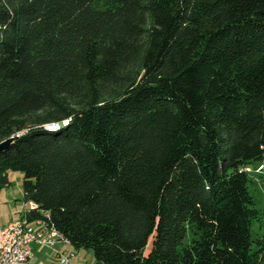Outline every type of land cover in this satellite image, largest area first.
Listing matches in <instances>:
<instances>
[{
  "label": "trees",
  "instance_id": "1",
  "mask_svg": "<svg viewBox=\"0 0 264 264\" xmlns=\"http://www.w3.org/2000/svg\"><path fill=\"white\" fill-rule=\"evenodd\" d=\"M10 136L0 188L97 263L264 264V0H0Z\"/></svg>",
  "mask_w": 264,
  "mask_h": 264
},
{
  "label": "rangeland",
  "instance_id": "2",
  "mask_svg": "<svg viewBox=\"0 0 264 264\" xmlns=\"http://www.w3.org/2000/svg\"><path fill=\"white\" fill-rule=\"evenodd\" d=\"M48 125L51 127L54 123H49ZM7 178L9 183L0 188V221L2 222L12 217L20 218L18 215L23 216L24 210L30 206L24 200L22 173L20 171H9ZM252 178L253 181L249 183V190L253 196L255 207L260 210L259 220L254 221L251 226V235L256 236L264 233V168L258 172L253 171ZM66 245L68 250L73 251L71 264H99L92 249L75 248L72 245ZM46 255H48L47 252ZM61 261L62 256L60 253L54 252L46 262L48 264H62Z\"/></svg>",
  "mask_w": 264,
  "mask_h": 264
},
{
  "label": "built area",
  "instance_id": "3",
  "mask_svg": "<svg viewBox=\"0 0 264 264\" xmlns=\"http://www.w3.org/2000/svg\"><path fill=\"white\" fill-rule=\"evenodd\" d=\"M264 168V163L257 166L254 171L258 172ZM250 171V168H244ZM38 221H48V214L44 215V219L34 218L28 222H21L19 218L11 220L7 223H0V257L9 256V264H32L34 256L31 244H39L45 247L52 248L58 242L67 243L68 241H56L54 236H51V230H37ZM11 239H18V247L15 248L14 255H7V244H10ZM62 256V264H71V255L66 253Z\"/></svg>",
  "mask_w": 264,
  "mask_h": 264
},
{
  "label": "bare ground",
  "instance_id": "4",
  "mask_svg": "<svg viewBox=\"0 0 264 264\" xmlns=\"http://www.w3.org/2000/svg\"><path fill=\"white\" fill-rule=\"evenodd\" d=\"M50 127V126H48ZM57 125L51 126L49 129H57ZM33 204H30V207H33ZM27 208V209H28ZM26 210V209H25ZM37 219H44V216ZM19 221L21 222H28L29 220L23 215L19 218ZM37 230L39 231H49L51 230V236H54V240L56 241H66L64 236L51 224L47 221H38L37 223ZM18 247V239H11L10 244H7V255H14L15 254V248ZM0 264H9V256H2L0 257Z\"/></svg>",
  "mask_w": 264,
  "mask_h": 264
},
{
  "label": "crops",
  "instance_id": "5",
  "mask_svg": "<svg viewBox=\"0 0 264 264\" xmlns=\"http://www.w3.org/2000/svg\"><path fill=\"white\" fill-rule=\"evenodd\" d=\"M18 216L22 217V215H20V214ZM17 218L18 217H12V218H10L9 220H7L5 222L0 221V223H7V222H9L11 220H14V219H17ZM66 244L67 243L58 242L52 248L49 249L48 247H45L43 245L32 243L31 244V248H32L33 253H34V256H33V259H32V264H48L46 261H48V259L51 257V255L54 252H58L60 254L66 253L68 255L73 254V251L68 250V247H67ZM46 252H47L48 255H46ZM45 259H47V260H45ZM55 264H58V263H55Z\"/></svg>",
  "mask_w": 264,
  "mask_h": 264
},
{
  "label": "water",
  "instance_id": "6",
  "mask_svg": "<svg viewBox=\"0 0 264 264\" xmlns=\"http://www.w3.org/2000/svg\"><path fill=\"white\" fill-rule=\"evenodd\" d=\"M54 125H59L58 123H54ZM13 140V136L8 137L7 139H4L0 141V149L6 146L8 143H10Z\"/></svg>",
  "mask_w": 264,
  "mask_h": 264
}]
</instances>
